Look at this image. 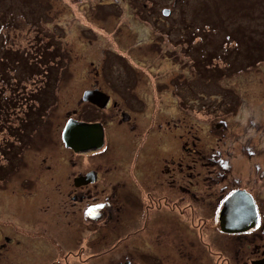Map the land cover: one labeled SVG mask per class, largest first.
I'll return each instance as SVG.
<instances>
[{"label": "rangeland", "instance_id": "374dc122", "mask_svg": "<svg viewBox=\"0 0 264 264\" xmlns=\"http://www.w3.org/2000/svg\"><path fill=\"white\" fill-rule=\"evenodd\" d=\"M18 48L34 67L18 64L0 78V98L10 99L8 111H0V149L11 147L17 157L8 184L39 174L16 163L38 167L36 158L48 154L60 160L57 169L66 162L62 125L99 71L104 89L140 96L132 113L148 119L157 111L163 125L179 124L173 137L185 118V135H198L206 151L220 147L233 172L264 199V0H0V51ZM26 118L32 122L25 133ZM221 120L227 127L218 131L213 125ZM20 134L43 141L14 146ZM42 174L31 181L43 189L36 202L45 200ZM53 178L56 172L46 173L47 183ZM21 195L13 200H28ZM159 242L153 249L165 252Z\"/></svg>", "mask_w": 264, "mask_h": 264}, {"label": "flooded vegetation", "instance_id": "af4514ba", "mask_svg": "<svg viewBox=\"0 0 264 264\" xmlns=\"http://www.w3.org/2000/svg\"><path fill=\"white\" fill-rule=\"evenodd\" d=\"M14 53L26 61L30 56L21 48ZM19 64L34 67L32 61ZM49 73L44 72L46 79ZM99 75L94 72L62 125L61 146L68 155L61 168L52 154L36 158L38 167L16 163L19 170L43 173L45 200L33 201L43 192L31 183L39 174L7 183L17 157L8 156L0 167V185L6 187L0 188V264H264V199L233 172L230 158L220 147L206 151L198 135H185V118L182 132L173 137L179 124L171 119L163 125L157 111L148 119L138 115L141 110L132 113L140 96L130 89L117 94L104 89ZM86 91L106 95L105 106L85 99ZM68 122L73 132L79 123L94 126L80 142L73 133L67 146L62 132ZM225 122L213 127L223 130ZM38 137L32 143L39 146ZM200 163L206 167L196 166ZM50 171L56 172L51 184L45 180ZM234 194L236 203L229 208ZM153 242L165 252L155 251Z\"/></svg>", "mask_w": 264, "mask_h": 264}, {"label": "trees", "instance_id": "16d2710c", "mask_svg": "<svg viewBox=\"0 0 264 264\" xmlns=\"http://www.w3.org/2000/svg\"><path fill=\"white\" fill-rule=\"evenodd\" d=\"M9 49H5L4 51H0V78H2V79H7V76H5V74H7V72H8V70H16L17 69V65L20 63V62H22V63H28V61H26L25 60V58H23V56L22 55H20V56H17V54L16 53H14V52H11L10 53V50L8 51ZM256 61H259V60H256ZM47 68H46V70H54L55 68H51L50 69V65L48 64L47 66H46ZM45 70V71H46ZM57 70V67H56V69H55V71ZM27 75V74H26ZM47 80H49V78L47 79ZM8 81V80H7ZM45 84L46 83H44L43 84V86H45ZM6 87H7V84H6ZM5 87V88H6ZM1 89H4L2 86H0V90ZM0 93H1V91H0ZM10 104V99H9V97H2L1 96V98H0V106H3V109H0V111L3 113V111H8V110H5L7 107H9L8 105ZM46 105V104H45ZM45 105H40L39 106V108H41V109H43L44 107H45ZM38 108V110H39V115L38 116H40V112H41V109H39ZM37 109L36 108H34V111L33 112H31V113H33V114H35V111H36ZM2 113H0V118H1V114ZM36 115V114H35ZM30 115L28 114V117H29ZM34 116V115H33ZM27 117V118H28ZM27 118H26V120H25V123L22 125V128L24 129V130H26L25 131V133L27 132V129H28V127L31 125V120H27ZM21 132H23L22 130H21ZM22 137V138H21ZM19 140H17L16 141V144L17 145H14V146H19V145H21V144H25V145H28L33 139H32V137H30L29 139H28V137H27V135L26 134H24V135H21L20 134V138H18ZM27 140V141H26ZM32 143V142H31ZM10 147V146H9ZM11 147H10V149H6V150H4V149H0V151H2L3 153L0 155V157H1V159H2V157L4 158L3 160L4 161H0V167L2 166V164L5 162V160L6 159H8L9 157H11V155H13L12 154V151H11ZM9 156V157H8ZM12 158V157H11ZM0 173H2V169L0 168Z\"/></svg>", "mask_w": 264, "mask_h": 264}, {"label": "water", "instance_id": "95a60500", "mask_svg": "<svg viewBox=\"0 0 264 264\" xmlns=\"http://www.w3.org/2000/svg\"><path fill=\"white\" fill-rule=\"evenodd\" d=\"M84 97L85 99H88L90 100L91 102L99 105L100 107H103L105 106L106 104V98L107 96L103 93H100V92H96V91H86L84 93ZM96 97H99L100 100L98 101ZM106 97V98H105ZM94 126V124H89V123H79L78 125H76V131L73 132V127L72 125L70 124V122L67 123V125L65 126L63 132H62V138H63V141L65 142V144L67 146H70L72 144V136H73V133H75V139L77 142H80L82 139H84V134L87 133L88 130H90L92 127ZM78 138H80L78 140ZM236 197H238V194L237 195H233V198L229 199L227 201V206L230 208V204L232 203H236ZM252 206L254 207V205L252 204Z\"/></svg>", "mask_w": 264, "mask_h": 264}]
</instances>
